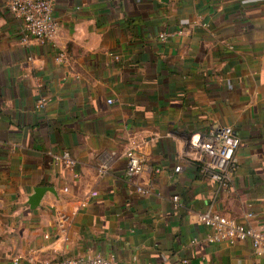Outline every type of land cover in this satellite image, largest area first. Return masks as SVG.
Listing matches in <instances>:
<instances>
[{"label": "crops", "instance_id": "obj_1", "mask_svg": "<svg viewBox=\"0 0 264 264\" xmlns=\"http://www.w3.org/2000/svg\"><path fill=\"white\" fill-rule=\"evenodd\" d=\"M8 1L0 264L97 254L128 264H264L250 241H207L197 220L253 212L249 223L264 228V0H54L58 28L46 42L22 41ZM225 125L240 142L236 172L222 184L201 171L191 142ZM130 149L144 159L139 174L127 173ZM63 150L74 166L52 157ZM40 186L53 189L31 208Z\"/></svg>", "mask_w": 264, "mask_h": 264}, {"label": "built area", "instance_id": "obj_2", "mask_svg": "<svg viewBox=\"0 0 264 264\" xmlns=\"http://www.w3.org/2000/svg\"><path fill=\"white\" fill-rule=\"evenodd\" d=\"M9 12L22 21V41L34 39L40 42L53 40L58 24L54 17V0H9ZM160 40L167 39L166 33L159 35ZM58 59H64L65 54L60 53ZM47 102L45 97L38 100L37 107H43ZM111 104L113 99H107ZM240 139L231 126L225 125L210 130L206 135L198 137L191 145L203 155L200 159L201 171L211 179L225 184L237 169V149ZM127 159L126 170L129 175L139 174L144 168V159L135 150L125 152ZM52 157L66 167L75 165L76 160L68 150H63ZM104 166L101 167L103 171ZM176 171L180 166L175 167ZM141 193H150V190L141 186L137 187ZM175 209L181 203L177 195L173 196ZM254 216L253 212H246L242 219L226 216L219 212L204 211L197 214V220L210 230L207 241L211 243L225 242L234 244L240 241H250L254 252L264 256V228L252 226L249 221ZM33 264H128L113 256L97 254L90 257H65L59 260L41 259Z\"/></svg>", "mask_w": 264, "mask_h": 264}, {"label": "water", "instance_id": "obj_3", "mask_svg": "<svg viewBox=\"0 0 264 264\" xmlns=\"http://www.w3.org/2000/svg\"><path fill=\"white\" fill-rule=\"evenodd\" d=\"M52 189L53 188L43 187V186L36 187L35 190H34V194L32 196H30L29 201H28V203L30 204L31 208H34V207H36L39 204L40 199H41L43 193L46 190H52Z\"/></svg>", "mask_w": 264, "mask_h": 264}]
</instances>
